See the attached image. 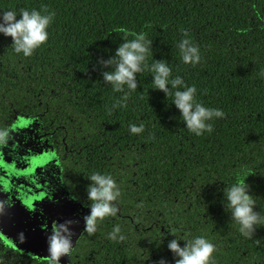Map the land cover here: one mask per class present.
Listing matches in <instances>:
<instances>
[{
	"label": "trees",
	"instance_id": "obj_1",
	"mask_svg": "<svg viewBox=\"0 0 264 264\" xmlns=\"http://www.w3.org/2000/svg\"><path fill=\"white\" fill-rule=\"evenodd\" d=\"M42 5L55 17L31 57L0 35V127L37 118L77 201L89 202L92 171L111 174L121 190L117 217L80 237L69 264H173L172 228L206 235L216 264H264V222L243 238L221 204L225 184L238 178L264 215V0H0L17 14ZM181 30L200 48L195 67L179 61ZM140 31L152 41L149 63L166 60L199 102L225 113L210 133H189L147 71L123 108L107 110L120 94L103 84L96 61ZM129 122L143 131L130 134ZM114 224L121 242L106 238ZM5 257L0 249V264H9Z\"/></svg>",
	"mask_w": 264,
	"mask_h": 264
},
{
	"label": "clouds",
	"instance_id": "obj_2",
	"mask_svg": "<svg viewBox=\"0 0 264 264\" xmlns=\"http://www.w3.org/2000/svg\"><path fill=\"white\" fill-rule=\"evenodd\" d=\"M55 17V12L42 5L38 11L26 8L16 11L0 9V35L11 39L12 51L28 58L44 46L49 38L48 29ZM181 38L176 43L179 61L184 65L195 67L201 60L199 46L189 37L187 31L181 30ZM131 39H123L108 58H98L100 75L103 84L109 86L113 93L120 95L113 99L109 112L123 108L132 91L137 90V75L145 71L151 73V89L164 94L167 101L170 97L171 105L178 112L184 128L196 137L210 133L212 121L224 118L225 113L214 107H206L196 99L197 89L194 85H186L179 75H172V69L166 60H156L151 57L152 41L143 31L130 33ZM264 80V66L257 72ZM144 124L128 123L130 134H139ZM12 130L8 126L0 127V152L9 147L13 140ZM246 180V179H245ZM86 186L88 214L83 217V232L92 235L98 226L107 218L117 217L118 202L121 190L116 180L109 173L92 171L87 176ZM221 204L230 216V222L236 226L241 237L253 238L255 230L262 222L264 215L255 211V200L249 193V187L237 178L235 182L225 184L222 189ZM12 203L6 196H0V217L8 214ZM74 221H55L46 235L47 264H60L62 257H70L74 251L72 226ZM178 229L172 228L168 234L173 238L167 241L166 247L173 256V264H216V245L204 234L177 235ZM109 241L121 242L125 235L119 224H114L106 233ZM23 240V233L18 234ZM181 242L182 245H181ZM163 241L160 243L162 244ZM158 264H167L161 258Z\"/></svg>",
	"mask_w": 264,
	"mask_h": 264
},
{
	"label": "water",
	"instance_id": "obj_3",
	"mask_svg": "<svg viewBox=\"0 0 264 264\" xmlns=\"http://www.w3.org/2000/svg\"><path fill=\"white\" fill-rule=\"evenodd\" d=\"M13 140L0 152V196L12 203L0 217V239L9 246L47 260L46 235L55 221L72 220L73 246L83 232V207L63 183L59 160L37 118L17 116L9 126ZM23 233V240L18 234ZM69 264V257L60 259Z\"/></svg>",
	"mask_w": 264,
	"mask_h": 264
},
{
	"label": "flooded vegetation",
	"instance_id": "obj_4",
	"mask_svg": "<svg viewBox=\"0 0 264 264\" xmlns=\"http://www.w3.org/2000/svg\"><path fill=\"white\" fill-rule=\"evenodd\" d=\"M41 135H42V139H47L43 134ZM81 202L80 204L83 207L87 208L89 202L86 201H83L82 203ZM84 234L87 233L82 232L80 237H82ZM80 237L78 238V240L80 239ZM0 249L4 252L6 251L7 257H5V260L8 261L9 264H44L46 261L45 259L38 258L33 255H29L26 252H21L20 250L13 248L9 246L7 243H5L2 239H0Z\"/></svg>",
	"mask_w": 264,
	"mask_h": 264
}]
</instances>
